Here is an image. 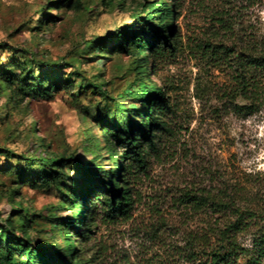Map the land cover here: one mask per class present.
<instances>
[{
    "label": "rangeland",
    "instance_id": "obj_1",
    "mask_svg": "<svg viewBox=\"0 0 264 264\" xmlns=\"http://www.w3.org/2000/svg\"><path fill=\"white\" fill-rule=\"evenodd\" d=\"M119 1L0 0V149L7 151L0 153V224L24 217L31 243L63 246L58 225L70 210L61 196L86 185L79 172L92 157L82 146L86 128L137 75L134 51H114L100 38L130 22L132 0ZM176 2L175 48L138 63L167 103L162 128L146 163L128 175L130 210L111 219L98 209L87 238L73 235L90 264H199L204 236L225 219L213 203L225 191L252 213L237 234L240 246L252 249L254 237L264 235V72L255 76L261 94L253 108H238L250 100L234 94L243 41L264 44V0ZM222 45L229 50L222 53ZM46 62L58 63L49 81L69 86L42 96L6 80L19 65L37 76ZM92 132L100 141L97 124ZM42 145L48 154L75 157L59 187L31 185L19 158ZM241 255L234 264H248Z\"/></svg>",
    "mask_w": 264,
    "mask_h": 264
},
{
    "label": "trees",
    "instance_id": "obj_2",
    "mask_svg": "<svg viewBox=\"0 0 264 264\" xmlns=\"http://www.w3.org/2000/svg\"><path fill=\"white\" fill-rule=\"evenodd\" d=\"M54 3L62 4L63 0H54ZM118 4L125 5L124 0ZM176 7V0H132V6L127 9L130 22L100 37L106 38L109 48L114 51H134L138 56L134 61L137 75L125 89L110 97L109 107H102V113L94 117L97 129L101 131V140L92 132L96 124L86 128L87 135L82 146L84 152L92 157L89 163L80 165L79 171L86 177V185L61 196L68 202L70 210V215L60 219L58 225L63 246L55 241L44 246L31 243L25 218H8L0 224V264H90L77 254L79 245H75L73 235L79 234L82 240L87 238L86 231L98 209L105 218L111 219L130 210L132 195L128 175L142 167L148 152L155 148L156 132L162 128L159 114L167 108L160 87L143 78L144 65L138 63L154 62L165 47L169 50L175 48L172 17ZM221 26L224 30L229 28L223 23ZM220 48L222 53L229 50L226 45ZM241 49L243 55L235 60L239 72L234 94L250 100L249 104L238 108L251 109L261 94L255 76L264 72V44L246 38ZM44 64L47 62L43 63L37 76H29L30 70L19 65L18 75H6V80H17L20 90H34L42 96H50L55 89L69 86L68 80L49 81L56 73L54 68L58 63ZM119 147H123L120 155ZM5 152L0 149V153ZM19 158L25 161L30 184L45 188L59 187L69 159L75 160L73 153L68 156L63 153L48 154L44 145L37 155H21ZM104 159L110 163L107 168L101 162ZM90 194L95 197L87 202ZM235 194L220 192L218 200H213L216 210L225 219L210 230L214 240L210 241L209 231L204 236L198 251V256H203L199 264H234L238 254H242L248 264H259L264 259V235L254 237L252 249L244 248L237 242L238 232L247 226L245 219L252 213L239 206ZM15 230L20 232V237H14Z\"/></svg>",
    "mask_w": 264,
    "mask_h": 264
}]
</instances>
